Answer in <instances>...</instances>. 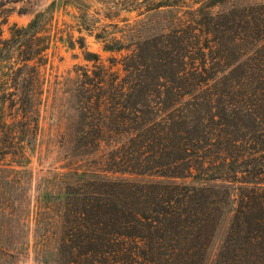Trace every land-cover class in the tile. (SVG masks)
<instances>
[{
	"label": "trees",
	"instance_id": "16d2710c",
	"mask_svg": "<svg viewBox=\"0 0 264 264\" xmlns=\"http://www.w3.org/2000/svg\"><path fill=\"white\" fill-rule=\"evenodd\" d=\"M190 11L132 32L126 91L96 65L75 129L96 158L63 186L59 264H205L233 192L215 264H264V2ZM9 128L0 105V159Z\"/></svg>",
	"mask_w": 264,
	"mask_h": 264
},
{
	"label": "rangeland",
	"instance_id": "374dc122",
	"mask_svg": "<svg viewBox=\"0 0 264 264\" xmlns=\"http://www.w3.org/2000/svg\"><path fill=\"white\" fill-rule=\"evenodd\" d=\"M226 2L264 0H0V105L15 133L0 159V264H59L63 186L96 158L75 141L96 65L126 91L132 32L155 35L192 8ZM236 207L233 192L205 264H215Z\"/></svg>",
	"mask_w": 264,
	"mask_h": 264
}]
</instances>
